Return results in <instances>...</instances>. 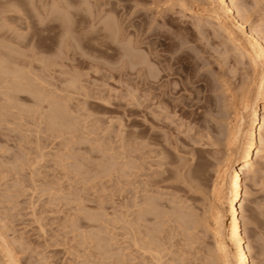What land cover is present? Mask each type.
I'll use <instances>...</instances> for the list:
<instances>
[{"label": "rangeland", "instance_id": "obj_1", "mask_svg": "<svg viewBox=\"0 0 264 264\" xmlns=\"http://www.w3.org/2000/svg\"><path fill=\"white\" fill-rule=\"evenodd\" d=\"M209 2L0 0V66L7 71L0 73V264H8L4 246L18 264L217 262L213 188L230 151L227 125L251 104L262 71L247 69L245 58L215 30ZM235 2L264 36V0ZM135 32L155 42L160 65L174 63L159 84L166 81L163 88H173L174 98L189 96L186 108L194 114L144 110L141 74L129 76L125 56ZM150 48L143 43L139 50L155 58ZM223 48H229L225 55ZM13 66L24 73L17 79L23 85L11 84ZM14 85L30 89L17 93ZM68 119L78 126H63ZM247 175L242 220L252 261L264 264V152Z\"/></svg>", "mask_w": 264, "mask_h": 264}, {"label": "bare ground", "instance_id": "obj_2", "mask_svg": "<svg viewBox=\"0 0 264 264\" xmlns=\"http://www.w3.org/2000/svg\"><path fill=\"white\" fill-rule=\"evenodd\" d=\"M29 1H32V0H29ZM65 1V0H64ZM34 2V1H33ZM63 2V1H62ZM101 2V1H100ZM238 2V1H236ZM235 2V0H210L209 2V7L213 8L212 10V13H211V18L212 20L210 19L209 22H213L215 24V30H221L225 37H226V40L228 42H230V44L233 45V47H235V49H237L238 52H240V54L242 55L243 58H245L246 60V67L247 69L251 70L253 73H258V71L261 73L262 71V74L258 77V79L256 80V88L253 92V95H252V99H251V104L250 105H247V106H244L243 107V110L245 109V113H241L243 115H238L236 116V118L231 122L229 123L227 126V131H228V135L225 136L227 138V143H228V146H229V152H227V154H225L223 160H222V164H220L222 166L221 168V171H220V182L218 184V186L214 189V196H213V202H214V205H213V217H212V220H213V226H214V236H215V241H214V244L211 246L212 247V251H213V259H215L217 262V264H255L253 261H252V256H254L252 254V256L250 255V243L249 241L246 239V233H245V228H244V224L245 223L242 219H243V215H242V212H244V204L247 200V184H246V177L248 176L247 174L249 173V171L252 169V166H253V163L254 161L258 160V158H261V156H263V152H264V36L262 35V29L259 30L258 28L254 27V26H250L249 23H248V19L244 13V10L239 7V5ZM68 3V2H67ZM97 3H99L97 1ZM208 3V2H207ZM31 4H34V3H31ZM62 4V3H61ZM15 5V4H14ZM64 5V4H63ZM99 5V4H98ZM22 6V5H21ZM53 7L55 6H58V5H52ZM67 6V5H66ZM66 6H65V9H66ZM68 6H71L68 4ZM241 6V5H240ZM248 6V5H247ZM35 6L34 5V9H35ZM59 7V6H58ZM62 7V5H61ZM89 7V6H88ZM64 8V7H63ZM68 8V7H67ZM72 8V6H71ZM100 9H102L100 6H99ZM59 9V8H57ZM56 9V10H57ZM61 11H64L62 10V8H60ZM104 9V8H103ZM102 9V10H103ZM107 9V8H106ZM69 10V9H67ZM90 10V9H89ZM98 11L99 13L101 12H104V11ZM111 11V10H110ZM109 11V13L111 14V12ZM68 12V11H67ZM71 12V11H70ZM66 13V11H65ZM64 13V14H65ZM69 13V12H68ZM67 13V15H68ZM108 13V12H106ZM106 13H103L102 15L104 16V14ZM54 14V13H53ZM57 14V13H56ZM55 14V15H56ZM63 14V16H64ZM52 15V14H51ZM61 15V13H60ZM65 15V16H67ZM209 15V14H208ZM107 16V14H106ZM105 16V17H106ZM110 16V15H109ZM55 17V16H54ZM58 18H61L59 17V15L57 16ZM99 17V16H98ZM102 17V16H101ZM118 17V16H117ZM43 18V17H41ZM56 18V17H55ZM104 18V17H103ZM111 19L113 18L114 19V15L112 17V14H111ZM200 18V17H199ZM46 19V18H45ZM48 19V18H47ZM53 19V18H52ZM66 19V18H65ZM110 19V20H111ZM112 19V22H114V20ZM201 19V18H200ZM204 19V18H203ZM44 21V19H42ZM57 20V19H56ZM62 19H60L59 21H61ZM73 17H72V21L73 22ZM100 19H98L99 21ZM105 20V19H104ZM117 20V19H116ZM209 20V19H208ZM46 21V20H45ZM45 21H44V24H45ZM108 21V20H107ZM119 21V20H118ZM202 21V20H201ZM250 21V20H249ZM63 22H66L65 20ZM62 22V23H63ZM69 22V21H67ZM111 22V23H112ZM42 23V22H41ZM100 23V22H99ZM110 23V24H111ZM120 23V22H119ZM251 23V21H250ZM43 24V23H42ZM47 24V23H46ZM66 24V23H65ZM74 24V23H73ZM107 24V23H106ZM105 24V25H106ZM110 24H108L110 26ZM114 24V23H112ZM201 24V23H200ZM70 25V24H69ZM69 25L67 26L66 24V29L65 31H68V30H71L69 27ZM105 25H102V29L103 26L105 27ZM107 25V26H108ZM118 25V24H117ZM130 25V24H129ZM132 25V23H131ZM259 25V23H258ZM46 26V25H45ZM114 25H111V27L109 28L110 32H112L113 34H116L118 33V29H115L117 27H112ZM142 26V24H141ZM260 26V25H259ZM61 27L64 28V26L62 25ZM60 27V28H61ZM128 27V26H127ZM68 28V29H67ZM106 28V27H105ZM121 28V27H120ZM143 28V27H142ZM210 28V27H209ZM101 29V30H102ZM123 29V28H122ZM126 29V28H125ZM130 29V28H129ZM133 29V27H132ZM135 29V28H134ZM80 33V30L77 29ZM104 30H107V29H104ZM109 30H107L109 32ZM128 30V29H127ZM126 30V31H127ZM137 30V29H136ZM141 30V29H140ZM140 30L138 31L139 35H140ZM212 30V29H211ZM214 30V31H215ZM63 31V30H62ZM76 31V30H75ZM100 31V30H99ZM103 31V30H102ZM131 31V30H130ZM70 32V31H68ZM142 32V31H141ZM64 33V32H63ZM71 33V32H70ZM120 33V32H119ZM124 33V32H123ZM122 33V34H123ZM138 33H134L135 37H136V40L134 38V41L133 40H130L129 42V39H128V44L130 43V47L129 49H127L125 51V56L128 57V63H129V66H128V73L129 76H131V72L132 71H136L137 73H140L141 74V81L140 83L142 84L141 87H143L142 91H143V104L145 107L144 110L147 109V112H148V109L149 111L152 110V111H155L157 112V109H160L162 111H165L167 109H175V108H179V111H181L183 114H194V112L192 110H189L187 109L186 107L190 108L191 105H190V102L188 101L189 100V96L188 97H181V98H178L177 97H172L173 96V88H163L164 86L166 87V81L164 84H159L161 79L164 77V76H168L170 75L172 71H174L173 69V62H171L170 60H168V63L167 64H164V65H160L157 61V59L159 58L160 54L157 53V49H156V44L155 42H152L151 40H142L141 38H139L138 36ZM62 33H60L61 35ZM67 34V33H66ZM65 34V35H66ZM69 34V33H68ZM67 34V35H68ZM107 34V33H106ZM110 34V33H109ZM108 34V35H109ZM112 34V35H113ZM131 34V32H128V34H126L125 32V35H129ZM72 35V34H70ZM133 35V36H134ZM62 36V35H61ZM59 36V37H61ZM111 36V35H110ZM64 37V36H63ZM66 37V36H65ZM73 38V41L74 40V36L72 35L71 36ZM70 37V38H71ZM115 37V36H114ZM118 37V36H117ZM122 37V35H121ZM124 37V36H123ZM62 38V37H61ZM69 38V39H70ZM67 39V38H65ZM76 39V38H75ZM131 39V38H130ZM147 39V38H146ZM59 40V39H58ZM79 40V39H78ZM122 40V38H121ZM61 41V39H60ZM67 41V40H66ZM66 41L64 44H66ZM125 41V39H124ZM224 41V40H223ZM227 41H224V42H227ZM122 42V41H121ZM227 42V43H228ZM143 43H149L150 46H151V52L150 53H153V55H155V58H149L147 55H144L142 54L140 47H142V44ZM226 43V44H227ZM58 44H60L58 42ZM62 44V42H61ZM78 44H79V41H78ZM78 44L76 43L75 46H78ZM69 45V44H68ZM67 46V45H65ZM74 46V47H75ZM63 48V46H62ZM128 48V47H127ZM147 48V46H146ZM219 48V47H218ZM60 45H59V53L63 50L60 51ZM64 49V48H63ZM225 49V48H223ZM125 50V49H124ZM219 50V49H218ZM9 51V50H8ZM14 51V50H13ZM65 51H66V47H65ZM149 51V50H148ZM229 51V48H226L224 50V54L226 52ZM12 52V51H11ZM16 52V51H15ZM64 52V51H63ZM218 52V51H217ZM233 52V50H232ZM237 52V53H238ZM145 53V52H144ZM147 53V52H146ZM149 53V52H148ZM219 53V52H218ZM231 53V52H230ZM234 53V52H233ZM6 54H11V53H6ZM13 54H18V53H12ZM62 54V53H61ZM222 54V53H221ZM229 54V53H228ZM237 55V54H236ZM239 55V54H238ZM11 56V55H10ZM63 56V55H62ZM221 56V55H220ZM3 57V56H2ZM0 56V58H2ZM5 57H7L5 55ZM154 57V56H153ZM226 57H229V56H226ZM17 58V57H16ZM4 59V57L2 58V60ZM8 59H10V57H8ZM1 60V61H2ZM6 60V58H5ZM228 60V59H227ZM0 61V63H1ZM143 61V62H142ZM229 61V60H228ZM8 62V61H7ZM10 62V61H9ZM14 62V61H13ZM15 62H18L17 60H15ZM48 62V61H47ZM53 62V61H52ZM57 62V61H56ZM50 63V62H49ZM54 63V62H53ZM58 63V62H57ZM158 63V64H157ZM44 64V63H43ZM46 64V62H45ZM2 65V63H1ZM11 65V64H10ZM13 65V64H12ZM23 65V64H22ZM50 65V64H49ZM55 65H58V64H55ZM54 65V66H55ZM60 65V64H59ZM58 65V66H59ZM158 65V66H156ZM15 66V65H14ZM14 66L11 68V69H14ZM18 66V65H17ZM47 66V65H46ZM51 66V65H50ZM21 68V66H19ZM121 67V66H120ZM3 67L0 66V73L4 72V76H5V72L7 71H3L2 69ZM16 68L18 67H15V71L18 72L19 74V71L16 70ZM52 68V67H51ZM23 69V68H22ZM25 69V68H24ZM44 69V67L42 68ZM52 70V69H51ZM15 71H12L13 73V76H14V80L15 82H12V79L11 80V84L13 85V83L17 84V83H20L21 84V81H17V79L20 80L21 76L24 75V73L21 75L19 74V76L17 75V73H15ZM22 71V70H21ZM25 71V70H23ZM22 71V72H23ZM41 71V70H40ZM49 71V70H48ZM47 71V72H48ZM44 72V71H43ZM42 72V73H43ZM136 72L134 74H136ZM251 72V73H252ZM15 73V74H14ZM26 73V72H25ZM46 73V71H45ZM132 73V76H134ZM49 74V73H48ZM124 74V72L122 73ZM27 75V73H26ZM26 75L23 77L25 78ZM50 75V74H49ZM1 76V75H0ZM7 76V75H6ZM38 76V74H37ZM40 76V74H39ZM38 76V77H39ZM51 76V75H50ZM138 76V74H137ZM45 77H48L47 74L45 75ZM44 77V78H45ZM139 77V76H138ZM171 77V76H170ZM4 78V77H3ZM53 78V77H52ZM79 78V77H78ZM168 78V77H166ZM5 79V78H4ZM43 79V77L41 78ZM77 79V78H76ZM137 79V78H136ZM1 80V79H0ZM9 80V81H10ZM27 80V79H26ZM45 80V79H44ZM75 80V78H74ZM134 80V79H133ZM132 80V81H133ZM190 80V79H189ZM17 81V83H16ZM25 81V80H24ZM78 81V80H76ZM135 81V80H134ZM170 81V79H169ZM173 81V80H171ZM170 81V85L172 84ZM177 81V80H176ZM26 82V81H25ZM64 82V81H63ZM72 82L73 79H72ZM80 82V81H79ZM164 82V81H163ZM188 82V81H187ZM8 83V82H7ZM10 83V82H9ZM77 83V82H76ZM133 83V82H131ZM180 83V82H179ZM4 84V83H3ZM140 84V85H141ZM18 85V84H17ZM23 85V84H21ZM26 85V84H25ZM51 85V84H50ZM53 85V84H52ZM82 85V84H81ZM137 85V84H136ZM173 85V84H172ZM175 85V83H174ZM173 85V86H174ZM178 85V84H177ZM28 86V85H27ZM27 86H24V87H27ZM11 87V85H10ZM15 87V85H14ZM18 87V90L16 89ZM20 87V89H19ZM21 87L23 86H16L15 89L17 90V93H21L23 90L25 89H30V88H25L23 89L21 92ZM131 87V86H130ZM137 87V86H136ZM140 87V86H139ZM176 87V86H175ZM178 87V86H177ZM180 87V86H179ZM191 87V86H190ZM35 89H37L36 87H33ZM131 88H134V87H131ZM183 89H189L188 87V84H185V88L182 87ZM197 88V87H196ZM12 89H13V86H12ZM15 89L14 92H15ZM34 89V90H35ZM76 89V88H75ZM86 89V88H85ZM136 89V88H135ZM140 89V88H138ZM177 89V88H176ZM176 89H175V94H176ZM40 90V89H39ZM95 90V89H94ZM134 90V89H133ZM137 90V89H136ZM200 90V89H199ZM198 90V91H199ZM41 91V90H40ZM38 91V92H40ZM52 91V90H51ZM82 91V90H81ZM84 91V90H83ZM88 91V90H87ZM98 91V90H97ZM132 91V90H129V92ZM135 91V90H134ZM132 91L134 94L135 92L137 91ZM139 91V90H138ZM181 91V90H180ZM179 91V92H180ZM185 91V90H184ZM188 91V90H187ZM197 91V90H196ZM7 92V91H6ZM28 92V91H27ZM77 92H78V89H77ZM104 92V91H103ZM106 92V91H105ZM110 92V90H109ZM128 92V90H127ZM141 92V91H140ZM189 92V91H188ZM14 93L13 95V98L14 97ZM26 93V91H25ZM131 93V92H130ZM178 93V92H177ZM7 94V93H6ZM10 94H12L10 92ZM85 94L87 96V93H86V90H85ZM95 94V93H94ZM93 94V96H94ZM112 94V93H111ZM138 94V92H137ZM136 94V95H137ZM172 94V96H171ZM174 94V96H175ZM9 94H7L6 96L8 97ZM45 95V94H44ZM83 95V94H82ZM189 95V94H188ZM200 95V94H199ZM17 96V95H15ZM43 96V95H42ZM41 96V97H42ZM85 96V97H86ZM96 96V95H95ZM109 96V95H108ZM130 96V94H129ZM133 96V94H132ZM132 96L130 98H132ZM184 96V95H183ZM10 97V96H9ZM36 97V96H35ZM84 97V96H83ZM101 97V100H102V96ZM134 97V96H133ZM191 97V96H190ZM196 97V96H195ZM38 98V96H37ZM92 98V96H91ZM125 98V97H124ZM129 98V97H128ZM135 98V97H134ZM177 98V99H176ZM9 99V98H8ZM7 99V101H8ZM11 99V98H10ZM96 99V98H95ZM104 99V98H103ZM127 99V98H126ZM139 99H142V98H139ZM40 100V99H39ZM52 100V99H51ZM85 100V99H84ZM136 100V99H135ZM154 100H157L156 103H153ZM109 101V100H108ZM133 101V100H132ZM138 101V100H137ZM141 101V100H140ZM60 102V101H58ZM106 102V100L104 101ZM131 103V102H130ZM136 103V102H135ZM139 103V102H138ZM54 104V103H53ZM51 104V105H53ZM129 104V103H128ZM134 104V103H133ZM141 104V103H140ZM194 104V103H193ZM131 105V104H130ZM135 105V104H134ZM50 106V105H49ZM56 107H58L60 109V107L57 105V103L55 104ZM196 106V105H195ZM130 107V106H129ZM155 107V108H153ZM193 107V106H192ZM51 108H55V107H51ZM142 108V107H141ZM65 109V108H64ZM168 110V111H169ZM52 111V110H51ZM56 111V110H55ZM67 112V110H65V113ZM141 112V111H140ZM170 112V111H169ZM244 112V111H243ZM51 113V112H50ZM57 112H55L56 114ZM60 113V112H59ZM59 113H57L59 115ZM132 113V111H131ZM144 113L146 114V111H144ZM54 113L52 112V115ZM68 114V113H67ZM151 114V112H150ZM149 114V116H150ZM169 114V113H168ZM172 114V112H171ZM51 115V114H50ZM57 115V116H58ZM65 115V114H64ZM155 115V114H154ZM176 115V114H175ZM57 116H55L57 118ZM61 115H59L60 117ZM69 116V115H68ZM67 116V118H68ZM177 116V115H176ZM54 116L51 117V119L53 118ZM145 117V116H144ZM172 117V116H171ZM61 118V117H60ZM59 118V119H60ZM66 118V117H65ZM66 118V119H67ZM166 118V117H165ZM55 119V118H54ZM58 119V120H59ZM64 118H61L60 121H62ZM146 119V118H145ZM57 120V119H55ZM54 120V122H55ZM56 121V122H59V121ZM65 120V119H64ZM51 121V120H50ZM67 121L69 122H66L65 124L63 123V126L68 123H70V119H68ZM73 121V119H72ZM171 121V120H170ZM53 122V121H51ZM55 122V124H56ZM77 122V121H76ZM173 123V122H172ZM54 124V125H55ZM60 122L58 123L57 126H62V125H59ZM62 124V123H61ZM67 124V128H71L70 126L72 125V128L73 127V124L71 123L70 125ZM51 125V124H50ZM53 123H52V126H54ZM75 126H78L77 124H74ZM188 125V124H187ZM125 125H123L124 127ZM189 126V125H188ZM122 127V128H123ZM131 127V125H130ZM121 128V127H120ZM121 128V129H122ZM77 129V128H76ZM119 129V128H118ZM179 129V128H178ZM135 134V133H134ZM144 134V133H143ZM227 134V132H226ZM131 135V134H130ZM129 135V137H130ZM141 136V135H140ZM139 136V137H140ZM147 136V135H146ZM148 137V136H147ZM82 138V137H81ZM131 138V137H130ZM142 138V137H140ZM150 138V137H149ZM137 139V138H136ZM144 139V138H143ZM224 139V138H223ZM81 140V139H80ZM130 140V139H129ZM86 141V139H85ZM145 141V140H144ZM160 141V140H159ZM226 141V140H224ZM83 142V141H82ZM133 142V141H132ZM135 142V141H134ZM142 142V141H141ZM163 142V141H161ZM220 142V141H219ZM226 143V144H227ZM138 144V143H137ZM215 144V143H214ZM222 144V143H221ZM220 144V145H221ZM225 144V143H224ZM131 145V144H130ZM133 145V144H132ZM135 145V144H134ZM140 145V144H139ZM129 146V145H128ZM136 146V145H135ZM163 147V146H162ZM161 147V148H162ZM226 147V146H225ZM132 148V146H131ZM147 148V147H146ZM129 149V147L127 148ZM158 150V149H157ZM164 150V149H163ZM146 151V150H145ZM161 151V150H160ZM223 151V150H222ZM129 152V151H127ZM125 154V153H124ZM159 154V153H158ZM132 155V154H131ZM147 155V153H146ZM161 155V154H160ZM158 155V156H160ZM220 155V154H219ZM223 155V154H222ZM165 157V156H164ZM86 159V158H85ZM221 159V158H220ZM82 160V159H81ZM87 161V160H85ZM260 161V160H259ZM79 162H82V161H79ZM257 163V162H256ZM81 164V163H80ZM113 164V163H112ZM260 164V163H259ZM259 164H257V166H259ZM110 166V165H109ZM113 166V165H112ZM127 166V164H126ZM77 167V166H76ZM220 167V166H219ZM108 168V167H107ZM111 168V167H109ZM109 168L107 170H109ZM80 169V168H79ZM81 170V169H80ZM84 170V169H83ZM85 171V170H84ZM196 178V176H195ZM218 178V177H217ZM248 178V177H247ZM213 192V191H212ZM153 204V203H152ZM156 205V204H155ZM157 208V207H156ZM182 213V212H181ZM192 217V216H191ZM246 217V216H245ZM244 217V218H245ZM184 220V219H183ZM189 222H191L190 220H187ZM243 224V225H242ZM212 226V227H213ZM4 243H2L3 245ZM141 244V243H140ZM143 244V243H142ZM143 246V245H142ZM206 246V245H205ZM252 246V245H251ZM208 247V246H207ZM148 248V247H147ZM158 249V248H157ZM2 250H4V253H5V256L8 260V264H18V261L16 260V257H14V254L12 253V250H10V248L7 246H4V248H2ZM149 250V248H148ZM159 250V249H158ZM207 250H210V249H207ZM251 250V249H250ZM151 251V250H149ZM152 252V251H151ZM158 252V251H157ZM156 252V253H157ZM206 252V251H205ZM164 253V252H162ZM171 253V252H170ZM153 254V253H152ZM151 254V255H152ZM155 254V253H154ZM158 254V253H157ZM156 254V255H157ZM160 255V254H159ZM166 255V254H164ZM169 255V254H168ZM154 258V256H152ZM157 257V256H156ZM160 257V256H159ZM158 258V257H157ZM164 259V257H163ZM160 260V259H158ZM211 260V259H210ZM209 260V261H210ZM255 260V259H254ZM208 261V262H209ZM214 262V261H213ZM159 263V261H158ZM161 263V261H160ZM212 263V262H211ZM215 263V264H216Z\"/></svg>", "mask_w": 264, "mask_h": 264}]
</instances>
